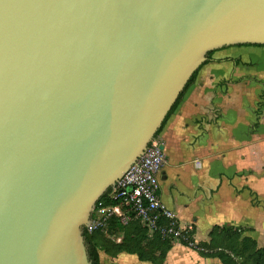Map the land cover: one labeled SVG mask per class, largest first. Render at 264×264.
<instances>
[{"label":"water","instance_id":"1","mask_svg":"<svg viewBox=\"0 0 264 264\" xmlns=\"http://www.w3.org/2000/svg\"><path fill=\"white\" fill-rule=\"evenodd\" d=\"M236 45L264 0H0V264H91L95 204Z\"/></svg>","mask_w":264,"mask_h":264},{"label":"crops","instance_id":"2","mask_svg":"<svg viewBox=\"0 0 264 264\" xmlns=\"http://www.w3.org/2000/svg\"><path fill=\"white\" fill-rule=\"evenodd\" d=\"M262 93L264 46L217 49L156 137L165 156L159 198L193 232L196 244L208 240L214 226L225 225L264 242L260 228L247 224L248 213L264 212V111L256 108ZM194 253L175 244L163 264H194L183 261ZM98 257L99 264H150L123 251L99 250Z\"/></svg>","mask_w":264,"mask_h":264},{"label":"built area","instance_id":"3","mask_svg":"<svg viewBox=\"0 0 264 264\" xmlns=\"http://www.w3.org/2000/svg\"><path fill=\"white\" fill-rule=\"evenodd\" d=\"M164 161V152L154 138L144 154L108 189L103 200L95 204L94 219L90 220L88 230L101 227L108 214L115 216L122 226L137 221L148 232L173 243L183 246V243H189L188 228L180 225L176 213L166 208L159 198V178Z\"/></svg>","mask_w":264,"mask_h":264},{"label":"rangeland","instance_id":"4","mask_svg":"<svg viewBox=\"0 0 264 264\" xmlns=\"http://www.w3.org/2000/svg\"><path fill=\"white\" fill-rule=\"evenodd\" d=\"M261 107V114L264 111V93L258 96V104ZM259 115V119L261 118ZM254 200V199H253ZM254 204H259L255 199ZM264 201H260L259 206H263ZM264 209V208H263ZM104 214L102 215V217ZM115 216L106 214L102 222V226L97 230L90 231L86 227L88 234H93L98 230H102L101 237L108 243H122L123 241L135 248L142 250L146 255L151 257L148 261L150 264H163L165 256L177 243L172 241H165V238L158 237L155 234L143 230L140 227L125 228L114 220ZM94 219V213L91 212L90 220ZM247 224L253 226L254 229L260 228L264 233V212L247 214ZM212 237L208 240L201 241L200 243H194L193 246H187V248L193 250L194 256L183 257V261L189 259L193 260L194 264H222L219 259V255L223 254L231 258L235 264H252L254 262V253L260 249L262 254L261 264H264V242L252 244L251 241L240 238V231L235 226L225 225L217 226ZM200 230L201 227H200ZM187 231H190L189 229ZM190 236V235H189ZM119 241V242H118Z\"/></svg>","mask_w":264,"mask_h":264},{"label":"trees","instance_id":"5","mask_svg":"<svg viewBox=\"0 0 264 264\" xmlns=\"http://www.w3.org/2000/svg\"><path fill=\"white\" fill-rule=\"evenodd\" d=\"M237 46H258V47H262V46H259V45H237ZM212 52L208 53L207 60L205 62H208L210 60V56H211ZM197 72L198 71H196L194 73V75L191 77V79L188 81L187 85L185 86L184 90L181 92V94L179 95V97L177 98V100L175 101V103L173 104V106H172L169 114L167 115V117L165 118L164 122L162 123V126L158 129V131L154 135V138H156L160 134V132L163 129V127H164L167 119L169 118V116L171 115V113L173 112V110L175 109V107L177 106L178 102L180 101L181 97L183 96V94L186 91V89L188 88V86L194 80ZM106 192L104 193L103 197H101L100 200H103ZM114 220H115V218H114ZM115 221L117 223L119 222L117 219ZM122 227H125V228H127V227L128 228L140 227L141 229H143V230L146 231V229L144 227H142L139 224V222H137V221H132L129 224H127L125 226H122ZM215 227H217V226H214L213 227L214 230L216 229ZM213 229L210 231L209 237H212V232H214ZM100 232H102V230H98L97 232H95V233H93L91 235V234H88V232H87V230H86L85 227H83V229H82V235L84 237V244H85L86 253H87L88 259L91 262V264H99V257H98V251L99 250L105 252L108 255H114V254H117V253L123 251V252L132 253V254L137 255V257H138V259L140 261H150L151 260V257L148 256V255H146L142 250H139V249L135 248L134 246H131V245L125 243L124 241L122 243H120V244H114V243L111 244V243H108L106 240H104L101 237L102 235H101ZM191 234H193V232H191ZM191 234L189 232V235H190L189 236V243L188 242L183 243L185 246H188L189 247V246H193L194 245V241H193V238L191 237ZM155 235H157L158 237H161L159 234H155ZM241 239H243V242H244V240L251 241L252 244H254V242H255L250 237H242ZM164 240L165 241H169L168 239H164ZM189 244H191V245H189ZM218 257H219L220 261L222 262V264H235L231 260V258L228 257V256H225L223 254H220ZM262 257L263 256L261 254V250L260 249L256 250L255 253H254V257H253L255 259H254V262L252 264H261V260H262L261 258Z\"/></svg>","mask_w":264,"mask_h":264}]
</instances>
